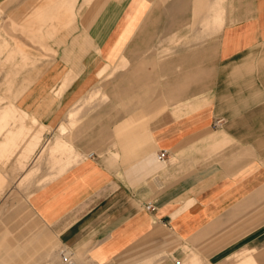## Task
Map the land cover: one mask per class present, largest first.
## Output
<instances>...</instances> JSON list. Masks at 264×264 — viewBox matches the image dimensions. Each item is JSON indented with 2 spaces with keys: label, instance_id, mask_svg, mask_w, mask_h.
Here are the masks:
<instances>
[{
  "label": "crops",
  "instance_id": "1",
  "mask_svg": "<svg viewBox=\"0 0 264 264\" xmlns=\"http://www.w3.org/2000/svg\"><path fill=\"white\" fill-rule=\"evenodd\" d=\"M28 4L54 54L16 104L76 161L40 186L61 159L32 161L33 225L84 264H264V0ZM13 160L6 186L28 168Z\"/></svg>",
  "mask_w": 264,
  "mask_h": 264
},
{
  "label": "rangeland",
  "instance_id": "2",
  "mask_svg": "<svg viewBox=\"0 0 264 264\" xmlns=\"http://www.w3.org/2000/svg\"><path fill=\"white\" fill-rule=\"evenodd\" d=\"M15 3L16 0L0 2V32L1 36L6 38L0 44V160L4 163L14 155L13 168L23 169L26 166L28 168L20 180L18 177L12 178L7 186L0 177V264H84L83 260L69 251H66L65 256L70 257L62 259L59 254L61 246L57 240L43 235L42 230H38L33 225L36 220L27 201L30 196L29 189L35 182L33 175L36 172V165L31 166L32 161L38 159L41 162L45 153L47 159L54 156L61 159L60 162L54 163V168L53 163H49L53 171L40 178L36 183L37 186L50 180L62 172L64 167L76 161L63 162L64 157L67 159L73 157L74 151L66 142L62 146L60 144L62 136L56 133L53 137V130L52 141L46 147L45 143L48 140L45 138L39 148L40 134L44 128L35 129L32 126L33 114L27 113L16 104V100L19 97L22 99V96L23 100L20 99L22 102L19 100L18 103L30 104L29 86L33 83L34 76L29 73L31 71L41 73V69H37V62L53 57L51 53H54L39 46L38 41L41 39L32 31L34 26L32 27V18L29 16L30 5L23 8L24 14L28 13L24 17L21 15L20 7L19 13L16 14ZM17 45L20 49L14 48ZM124 70L125 67L118 68L104 81L95 82L93 85L97 84L102 93H109L113 85L123 82ZM111 79H118V82L111 83ZM93 99L94 97H91L85 105H92ZM88 115L83 114L82 120ZM185 264L197 263L194 258H189Z\"/></svg>",
  "mask_w": 264,
  "mask_h": 264
},
{
  "label": "built area",
  "instance_id": "3",
  "mask_svg": "<svg viewBox=\"0 0 264 264\" xmlns=\"http://www.w3.org/2000/svg\"><path fill=\"white\" fill-rule=\"evenodd\" d=\"M220 121V119H217L215 122L218 123ZM166 156V151L161 149V150H158L155 154V157L157 160L159 161H163L164 158ZM146 210H150L152 207L150 204H146L145 207H144Z\"/></svg>",
  "mask_w": 264,
  "mask_h": 264
},
{
  "label": "bare ground",
  "instance_id": "4",
  "mask_svg": "<svg viewBox=\"0 0 264 264\" xmlns=\"http://www.w3.org/2000/svg\"><path fill=\"white\" fill-rule=\"evenodd\" d=\"M47 12H48V0H47ZM46 41H47V24H46ZM43 128H44V126H43ZM44 142V141H43ZM66 249H64V248H60V250H59V254H60V256H62L63 257V259L65 260V253H66Z\"/></svg>",
  "mask_w": 264,
  "mask_h": 264
}]
</instances>
